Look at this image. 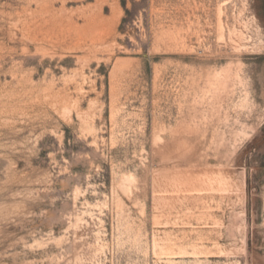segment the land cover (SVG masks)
<instances>
[{
  "label": "rangeland",
  "instance_id": "obj_1",
  "mask_svg": "<svg viewBox=\"0 0 264 264\" xmlns=\"http://www.w3.org/2000/svg\"><path fill=\"white\" fill-rule=\"evenodd\" d=\"M0 264H264V0H0Z\"/></svg>",
  "mask_w": 264,
  "mask_h": 264
}]
</instances>
